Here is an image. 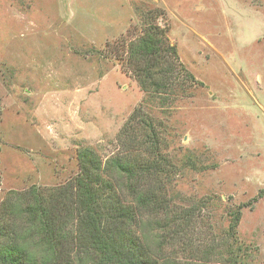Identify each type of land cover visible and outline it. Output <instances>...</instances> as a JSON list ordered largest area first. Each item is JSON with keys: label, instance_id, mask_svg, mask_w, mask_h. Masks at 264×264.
<instances>
[{"label": "rangeland", "instance_id": "obj_1", "mask_svg": "<svg viewBox=\"0 0 264 264\" xmlns=\"http://www.w3.org/2000/svg\"><path fill=\"white\" fill-rule=\"evenodd\" d=\"M136 8L164 11L177 53L182 89L145 111L178 167L173 205L192 212L180 244L223 249L240 209L245 264H264V0H0V206L72 182L84 148L119 152L144 97L125 66ZM179 247L166 256L182 264Z\"/></svg>", "mask_w": 264, "mask_h": 264}, {"label": "trees", "instance_id": "obj_2", "mask_svg": "<svg viewBox=\"0 0 264 264\" xmlns=\"http://www.w3.org/2000/svg\"><path fill=\"white\" fill-rule=\"evenodd\" d=\"M135 12L141 32L127 46L125 66L144 97L116 137L119 152L102 162L84 148L72 182L7 198L0 206V264H181L166 256L176 245L189 258L182 264H245L236 241L240 209L229 213L223 249L180 244L192 212L173 205L178 167L166 155L163 128L145 111L150 104L164 109L182 89L175 82L177 53L157 22L163 10Z\"/></svg>", "mask_w": 264, "mask_h": 264}]
</instances>
